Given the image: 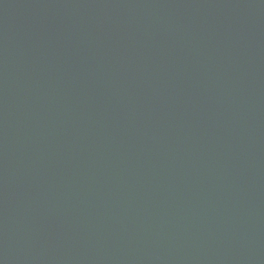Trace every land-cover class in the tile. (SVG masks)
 <instances>
[{
    "label": "water",
    "instance_id": "95a60500",
    "mask_svg": "<svg viewBox=\"0 0 264 264\" xmlns=\"http://www.w3.org/2000/svg\"><path fill=\"white\" fill-rule=\"evenodd\" d=\"M0 264H264V0H0Z\"/></svg>",
    "mask_w": 264,
    "mask_h": 264
}]
</instances>
